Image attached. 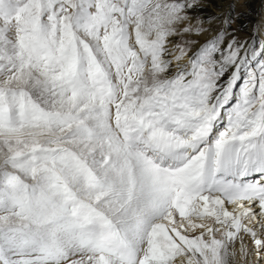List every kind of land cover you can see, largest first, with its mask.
<instances>
[{
  "label": "snow or ice",
  "instance_id": "snow-or-ice-1",
  "mask_svg": "<svg viewBox=\"0 0 264 264\" xmlns=\"http://www.w3.org/2000/svg\"><path fill=\"white\" fill-rule=\"evenodd\" d=\"M205 7L0 0V264H264V14Z\"/></svg>",
  "mask_w": 264,
  "mask_h": 264
},
{
  "label": "bare ground",
  "instance_id": "bare-ground-1",
  "mask_svg": "<svg viewBox=\"0 0 264 264\" xmlns=\"http://www.w3.org/2000/svg\"><path fill=\"white\" fill-rule=\"evenodd\" d=\"M206 7L202 10L208 14H216L221 9L227 11V6L234 3L236 12L242 14L238 26L250 28L264 14V4L261 0H204Z\"/></svg>",
  "mask_w": 264,
  "mask_h": 264
}]
</instances>
